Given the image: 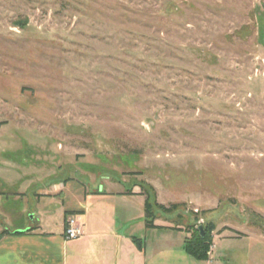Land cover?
<instances>
[{"label":"rangeland","instance_id":"rangeland-1","mask_svg":"<svg viewBox=\"0 0 264 264\" xmlns=\"http://www.w3.org/2000/svg\"><path fill=\"white\" fill-rule=\"evenodd\" d=\"M105 176L264 264V0H0V231L63 229L42 193Z\"/></svg>","mask_w":264,"mask_h":264},{"label":"crops","instance_id":"crops-1","mask_svg":"<svg viewBox=\"0 0 264 264\" xmlns=\"http://www.w3.org/2000/svg\"><path fill=\"white\" fill-rule=\"evenodd\" d=\"M74 179L60 180L58 191L52 183L42 193L53 198L65 190L66 196H71L62 202L65 212H73L66 218L64 214L63 229L48 230L39 221L13 228V232L34 229L0 236V264H202L185 252L184 241L189 236L185 230H176L184 234L177 243L166 236L174 229L146 228V195L139 186L130 187L129 179L105 176L93 190L83 187L80 180L74 189ZM68 218L76 220L81 228L82 234L76 239L64 236ZM155 224L184 228L159 218ZM135 237L142 239L143 248L137 246ZM204 262L212 264L211 260Z\"/></svg>","mask_w":264,"mask_h":264},{"label":"trees","instance_id":"trees-1","mask_svg":"<svg viewBox=\"0 0 264 264\" xmlns=\"http://www.w3.org/2000/svg\"><path fill=\"white\" fill-rule=\"evenodd\" d=\"M143 193L146 195L145 199V225L146 228H157V229H174V230H179L183 231L186 230V232L190 233V236H188L185 241H184V250L187 254L195 258L196 260L199 261H207L209 260V253L210 249L213 245V239L210 236L209 232L204 231L202 233V230L200 228H196L194 225L192 226V229L189 228H181V227H168L164 225H157L155 224V220L158 218L156 210H160L163 213L166 214H172L178 207V204H173L171 206H166L162 203H159L156 200L155 194H151L148 191L143 190ZM73 213L72 211H66L65 212V218L67 215ZM66 220H65V226H66ZM34 229V228H33ZM28 229L26 231H14L9 228H4L0 231V236L6 235V234H13V233H22V232H30L33 230ZM135 242L137 243V246L139 248H143L141 244V240L139 238H134Z\"/></svg>","mask_w":264,"mask_h":264},{"label":"built area","instance_id":"built-area-1","mask_svg":"<svg viewBox=\"0 0 264 264\" xmlns=\"http://www.w3.org/2000/svg\"><path fill=\"white\" fill-rule=\"evenodd\" d=\"M66 226L64 231V236L67 240H72L78 238L81 234V228L76 223V220L73 218H68L66 220Z\"/></svg>","mask_w":264,"mask_h":264},{"label":"water","instance_id":"water-1","mask_svg":"<svg viewBox=\"0 0 264 264\" xmlns=\"http://www.w3.org/2000/svg\"><path fill=\"white\" fill-rule=\"evenodd\" d=\"M201 230H202V233H204V231H203L202 227H201Z\"/></svg>","mask_w":264,"mask_h":264}]
</instances>
